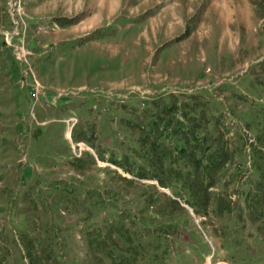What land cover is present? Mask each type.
I'll list each match as a JSON object with an SVG mask.
<instances>
[{
    "label": "rangeland",
    "instance_id": "1",
    "mask_svg": "<svg viewBox=\"0 0 264 264\" xmlns=\"http://www.w3.org/2000/svg\"><path fill=\"white\" fill-rule=\"evenodd\" d=\"M0 264H264V0H0Z\"/></svg>",
    "mask_w": 264,
    "mask_h": 264
},
{
    "label": "trees",
    "instance_id": "2",
    "mask_svg": "<svg viewBox=\"0 0 264 264\" xmlns=\"http://www.w3.org/2000/svg\"><path fill=\"white\" fill-rule=\"evenodd\" d=\"M164 124H165V123H164ZM164 124H162V126L156 128L155 131H161V132L165 133L164 131H166V129H165L166 126H164ZM185 148H186V147L184 146V147L182 148V151H183ZM206 150H207V148L204 149V151H206ZM190 151H192V150H189L187 153H189ZM191 154H192L194 157H196V154H195L194 152H193V153L191 152ZM196 159L198 160L197 162H200V161H201V160H200L201 158L198 159V158L196 157ZM208 163H212V162H209V160H208L207 162L203 163V165H204V169H203V170L210 172L209 170H206V169H205V167L208 168V169L210 168V165H209Z\"/></svg>",
    "mask_w": 264,
    "mask_h": 264
},
{
    "label": "built area",
    "instance_id": "3",
    "mask_svg": "<svg viewBox=\"0 0 264 264\" xmlns=\"http://www.w3.org/2000/svg\"><path fill=\"white\" fill-rule=\"evenodd\" d=\"M21 50H23V49H21ZM17 60L22 61L21 59H17ZM35 90L37 91L38 94L40 93V87H39V85H38V82H36ZM33 96H34V102H33V104H35V102L37 101L38 96H37V94H36V95H33ZM72 120H74V121L76 122V120H75L74 118H72V119L70 120V122H71Z\"/></svg>",
    "mask_w": 264,
    "mask_h": 264
},
{
    "label": "crops",
    "instance_id": "4",
    "mask_svg": "<svg viewBox=\"0 0 264 264\" xmlns=\"http://www.w3.org/2000/svg\"><path fill=\"white\" fill-rule=\"evenodd\" d=\"M10 77L12 78V75H9V78H10ZM18 87H19V86H18Z\"/></svg>",
    "mask_w": 264,
    "mask_h": 264
}]
</instances>
